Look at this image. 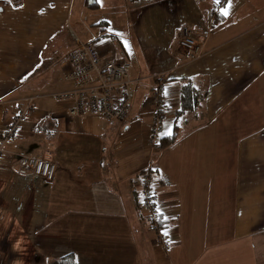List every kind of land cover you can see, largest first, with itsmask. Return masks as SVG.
Wrapping results in <instances>:
<instances>
[{
    "label": "crops",
    "instance_id": "obj_1",
    "mask_svg": "<svg viewBox=\"0 0 264 264\" xmlns=\"http://www.w3.org/2000/svg\"><path fill=\"white\" fill-rule=\"evenodd\" d=\"M186 32L201 55L179 48ZM79 42L127 55L124 121L57 101ZM161 76L159 142L178 134L163 151L148 144ZM0 145V264H264V0H0ZM24 156L53 158L55 179Z\"/></svg>",
    "mask_w": 264,
    "mask_h": 264
},
{
    "label": "built area",
    "instance_id": "obj_2",
    "mask_svg": "<svg viewBox=\"0 0 264 264\" xmlns=\"http://www.w3.org/2000/svg\"><path fill=\"white\" fill-rule=\"evenodd\" d=\"M206 42L204 35L193 36L185 33L179 40V47L195 55L199 48ZM71 70L67 78L72 80L74 88L58 93L57 101L72 103L69 110L70 116L80 117L88 114L100 115L107 120L124 121L130 109L129 85L131 80V64L125 52H121L118 60H104L95 44L79 42L75 51L69 55ZM166 77L158 79V85L154 90L153 99L155 112L153 126L148 144L152 149L159 148V138L162 134V126L167 117L165 107L164 87ZM31 108L27 107L17 117L15 123L9 127L4 140L11 138L17 131L20 121L25 120L30 114ZM2 146L0 145V154ZM25 165L32 174L47 182L55 179L57 164L51 157L37 158L24 156ZM142 189V206L151 214L156 210L154 201V177L152 170H146L140 177ZM165 242L164 237H160Z\"/></svg>",
    "mask_w": 264,
    "mask_h": 264
},
{
    "label": "trees",
    "instance_id": "obj_3",
    "mask_svg": "<svg viewBox=\"0 0 264 264\" xmlns=\"http://www.w3.org/2000/svg\"><path fill=\"white\" fill-rule=\"evenodd\" d=\"M219 20L220 19L216 20V22L219 21ZM190 92H191V89L189 88V86H187L184 89V93H183L182 105H181V107H182L181 112L187 111V110H189V109H191L193 107L192 106L191 97L189 96V94H191ZM177 139H178L177 132L174 133V135H172L170 137H163V138H161L160 139V142H159V148H160V150L163 151V150L167 149L168 147H170L171 145H173L177 141ZM152 172H153V170H152ZM159 221L162 222L161 219ZM50 264H76V260H75V256L74 255H68V256L63 257L61 259H57V260L51 262Z\"/></svg>",
    "mask_w": 264,
    "mask_h": 264
},
{
    "label": "rangeland",
    "instance_id": "obj_4",
    "mask_svg": "<svg viewBox=\"0 0 264 264\" xmlns=\"http://www.w3.org/2000/svg\"><path fill=\"white\" fill-rule=\"evenodd\" d=\"M118 24H117V26H120L121 27V23L120 22H117ZM122 23H124V22H122ZM85 39H87V38H85ZM204 44H202L201 46H200V48H199V51H198V53H196L195 55H193V53H192V56L193 57H195V56H199V55H201L202 53H203V51H204V46H203ZM180 48V47H179ZM181 49V48H180ZM58 61V60H57ZM58 66V65H57ZM56 66V67H57ZM156 150H159V148L158 149H156ZM57 169H58V167H57Z\"/></svg>",
    "mask_w": 264,
    "mask_h": 264
},
{
    "label": "snow or ice",
    "instance_id": "obj_5",
    "mask_svg": "<svg viewBox=\"0 0 264 264\" xmlns=\"http://www.w3.org/2000/svg\"><path fill=\"white\" fill-rule=\"evenodd\" d=\"M9 3H11V0H8ZM224 15H227V10L224 11Z\"/></svg>",
    "mask_w": 264,
    "mask_h": 264
}]
</instances>
